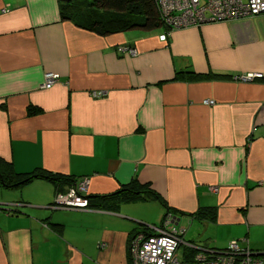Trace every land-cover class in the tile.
Masks as SVG:
<instances>
[{"label": "crops", "instance_id": "1", "mask_svg": "<svg viewBox=\"0 0 264 264\" xmlns=\"http://www.w3.org/2000/svg\"><path fill=\"white\" fill-rule=\"evenodd\" d=\"M62 2L0 0V157L86 176L88 194L148 183L184 219L222 230L208 247L264 251V13L161 40L164 27L97 34L64 18ZM46 71L57 80L40 88ZM252 71L262 77L237 76ZM54 193L44 178L0 184V264H130L129 235L164 213L148 218L149 199L52 207ZM201 207L214 218L185 214Z\"/></svg>", "mask_w": 264, "mask_h": 264}, {"label": "built area", "instance_id": "2", "mask_svg": "<svg viewBox=\"0 0 264 264\" xmlns=\"http://www.w3.org/2000/svg\"><path fill=\"white\" fill-rule=\"evenodd\" d=\"M164 31L159 35L161 40L173 30L199 26L206 22H222L254 16L264 13V0H155ZM118 50L134 53L135 48L124 45ZM262 75L259 71L245 72L237 75L242 80ZM57 80L51 71L43 73L39 87H49ZM103 90L91 91V95L99 96ZM212 99H205L211 103ZM88 177L77 178L62 191H55L52 207L88 209L87 206ZM56 204V205H54ZM54 205V206H53ZM183 225L178 217L166 213L158 225L149 234L135 232L129 240L130 264H264V253H256L249 248H239L236 241L231 240L225 249L199 248L191 260L182 259L177 254L183 240ZM178 247V248H177Z\"/></svg>", "mask_w": 264, "mask_h": 264}, {"label": "trees", "instance_id": "3", "mask_svg": "<svg viewBox=\"0 0 264 264\" xmlns=\"http://www.w3.org/2000/svg\"><path fill=\"white\" fill-rule=\"evenodd\" d=\"M61 13L64 18L73 20L76 25L100 35L113 34L135 28L153 30L164 27L155 0H69L68 2H62ZM211 75L214 74L192 70H177L173 78L198 79ZM38 108L33 104H28L26 112L31 113ZM34 178L49 180L53 183L55 191L64 190L77 179L72 175L50 171L39 166L26 171H16L10 160L0 157V184L3 186L18 187L30 182ZM85 196L88 208L114 209L121 202L149 199L158 201L161 204L164 209L162 217L168 212L174 215L184 214L182 211L169 207L148 183H137L134 180L120 185L116 190L109 193H86ZM185 214L213 219L215 211L213 207H201L191 213ZM146 229L148 228L144 227L138 231L145 234L152 232L151 229ZM138 231H133L129 235L130 237L127 241L128 249L131 236ZM198 250L199 247L196 244L194 246L183 245V252L180 257L191 260L193 254ZM254 252L260 253L259 251Z\"/></svg>", "mask_w": 264, "mask_h": 264}, {"label": "rangeland", "instance_id": "4", "mask_svg": "<svg viewBox=\"0 0 264 264\" xmlns=\"http://www.w3.org/2000/svg\"><path fill=\"white\" fill-rule=\"evenodd\" d=\"M24 192L31 193V189L30 188L24 189ZM53 199H54V195H52L51 197V200ZM147 205H148L146 208L147 217L156 222L159 218V215L161 214L163 210V207L158 201H155V200H151L150 202H148ZM178 221L184 224V226L186 227L185 232L183 234L184 235L183 240L184 241L189 240L187 241L188 245L194 246L196 244L199 248H211V247H208L209 245H211V241L213 240L215 236L220 235L222 231V230L217 231L214 224L210 220L202 221L198 219H191L190 217H187L186 219H184L182 215V216H179ZM183 245L184 243L181 242L179 245V248L177 247L178 248L176 252L177 254L179 255L182 254ZM204 245H206L207 247H205Z\"/></svg>", "mask_w": 264, "mask_h": 264}, {"label": "water", "instance_id": "5", "mask_svg": "<svg viewBox=\"0 0 264 264\" xmlns=\"http://www.w3.org/2000/svg\"><path fill=\"white\" fill-rule=\"evenodd\" d=\"M61 1L68 2L69 0H61ZM259 252L264 253V251H259Z\"/></svg>", "mask_w": 264, "mask_h": 264}, {"label": "bare ground", "instance_id": "6", "mask_svg": "<svg viewBox=\"0 0 264 264\" xmlns=\"http://www.w3.org/2000/svg\"><path fill=\"white\" fill-rule=\"evenodd\" d=\"M254 77L260 78V77H261V75H260V76H252V77H251V78H249V79H252V78H254Z\"/></svg>", "mask_w": 264, "mask_h": 264}]
</instances>
